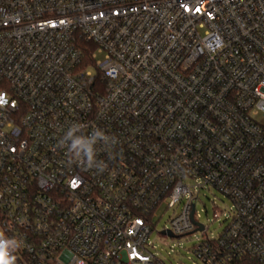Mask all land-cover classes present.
Here are the masks:
<instances>
[{
	"label": "built area",
	"instance_id": "obj_1",
	"mask_svg": "<svg viewBox=\"0 0 264 264\" xmlns=\"http://www.w3.org/2000/svg\"><path fill=\"white\" fill-rule=\"evenodd\" d=\"M211 187L233 203L214 237L196 212ZM165 204L162 234L203 233L199 264H264V0H0L14 264H166Z\"/></svg>",
	"mask_w": 264,
	"mask_h": 264
},
{
	"label": "rangeland",
	"instance_id": "obj_2",
	"mask_svg": "<svg viewBox=\"0 0 264 264\" xmlns=\"http://www.w3.org/2000/svg\"><path fill=\"white\" fill-rule=\"evenodd\" d=\"M86 69L92 74L97 71L92 65ZM232 206V201L216 188L201 190L199 199L196 201V212L199 215V221L207 226L209 237L217 236L228 225ZM179 211L180 206L166 208V204L156 211L153 222L154 231L150 236L152 251L158 254L166 264H199L194 247L203 238V233L197 231L177 237L161 233L163 229L169 228L170 219ZM216 212L219 213V218H215Z\"/></svg>",
	"mask_w": 264,
	"mask_h": 264
},
{
	"label": "clouds",
	"instance_id": "obj_3",
	"mask_svg": "<svg viewBox=\"0 0 264 264\" xmlns=\"http://www.w3.org/2000/svg\"><path fill=\"white\" fill-rule=\"evenodd\" d=\"M73 130H70L67 133V136L65 139H71V149L76 151L77 154L83 152L86 154L89 158V160L92 159V143L95 141V137L89 139V138H82V137H75L73 138ZM97 136L100 135V133L96 134ZM19 242L15 240H9L6 239L2 234H0V264H14L15 256L11 255V252L15 251L16 248H18Z\"/></svg>",
	"mask_w": 264,
	"mask_h": 264
},
{
	"label": "trees",
	"instance_id": "obj_4",
	"mask_svg": "<svg viewBox=\"0 0 264 264\" xmlns=\"http://www.w3.org/2000/svg\"><path fill=\"white\" fill-rule=\"evenodd\" d=\"M252 263H253V264H257V263H255V262H253V261H250V264H252Z\"/></svg>",
	"mask_w": 264,
	"mask_h": 264
},
{
	"label": "water",
	"instance_id": "obj_5",
	"mask_svg": "<svg viewBox=\"0 0 264 264\" xmlns=\"http://www.w3.org/2000/svg\"><path fill=\"white\" fill-rule=\"evenodd\" d=\"M201 228H202V227H201ZM167 234L172 236V234H171L170 232H168Z\"/></svg>",
	"mask_w": 264,
	"mask_h": 264
}]
</instances>
